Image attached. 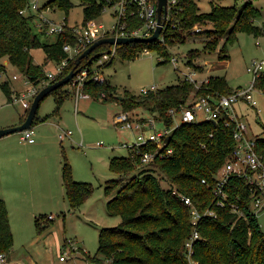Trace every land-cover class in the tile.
I'll use <instances>...</instances> for the list:
<instances>
[{
	"label": "trees",
	"instance_id": "trees-1",
	"mask_svg": "<svg viewBox=\"0 0 264 264\" xmlns=\"http://www.w3.org/2000/svg\"><path fill=\"white\" fill-rule=\"evenodd\" d=\"M117 1L80 0L83 24L100 17ZM211 4V12L203 14L197 0H182L183 10L178 17H174L175 21L179 20L178 27L174 30L171 23H168L164 43L154 41L121 45L117 48L116 57L133 60L148 50L156 51L164 63L170 62V47L186 44L188 38L195 35L191 33L195 26L212 25L210 30L204 32L207 36L204 49L214 52L220 46L219 59L228 60L227 46L237 41L238 32L245 31L255 37L264 35L263 29L252 23L259 12L251 3H247L241 11L236 7H222L214 2ZM28 6L29 0H0V75L7 72V61L39 91L45 87L44 83L48 79L44 67L34 63L32 50L43 49L46 61H55L59 65L68 58L64 46L74 45L77 40L71 27H66V31L58 35L55 43H43L39 34L44 33L35 32L32 26L36 15L30 10L27 14H21ZM52 7L69 11L73 4L70 0H52L43 9ZM142 25L141 19H132L128 30ZM110 49L109 44L99 46L77 68L76 62L81 55L70 59L52 83L62 80L73 70L89 67L92 71L101 55ZM98 54L100 57H95ZM198 57V51H191L187 55V64L200 72L199 67L193 64ZM115 59L104 64L101 69L110 66ZM255 87L264 94V73L257 79ZM1 88L8 103L13 102L14 92L10 84L4 82ZM233 91L235 89L229 87L223 77H210L200 88L180 80L176 86L157 89L139 98L126 92L123 100L117 98L118 89L106 79L103 82L88 79L83 89L84 93L95 100L122 105L124 112L148 109L157 123L167 129L174 124L170 111H180L191 98L229 95ZM51 95L56 99L55 112L42 119L36 116L33 127L58 116L63 101L71 93L62 87ZM256 139L257 152L264 161V128L262 135ZM234 143L232 127H226L224 123L210 121L182 124L167 139L164 152L170 148L173 152L165 158L156 157L153 162L144 164L142 155L156 150L151 144L141 147L134 157L113 158L110 170L120 178L106 184V194L117 190L115 197L107 203V212L111 216L120 217L121 223L114 228L102 229L97 253L90 256L83 252L81 260L86 264H191L185 244L192 234V216L182 195L192 201L201 215L207 211L215 214L199 220L197 229L200 238L194 242L192 255L195 264H264V231L250 209L249 188L242 179L237 178H232L227 187L230 202L242 208L243 217L233 213L230 207L217 206L213 192L215 176L226 165ZM62 180L71 209L76 210L90 196V184L74 180L66 158L63 159ZM162 180L168 182L171 188L164 189ZM36 224L38 231H41L38 218ZM13 245L7 205L0 199V254H9Z\"/></svg>",
	"mask_w": 264,
	"mask_h": 264
},
{
	"label": "rangeland",
	"instance_id": "rangeland-1",
	"mask_svg": "<svg viewBox=\"0 0 264 264\" xmlns=\"http://www.w3.org/2000/svg\"><path fill=\"white\" fill-rule=\"evenodd\" d=\"M52 0H29V5L37 2L41 9L42 16L55 23L61 24L67 22L70 26H80L84 21L83 7L80 0H70L73 7L69 11L52 7L43 9ZM211 2L222 7H236L241 11L248 3L256 9L259 14L253 18L254 26L264 31V0H197L201 13L207 14L212 10ZM36 17L33 19L32 26L35 32H39L37 24L39 16L33 12ZM97 26L103 25L104 30H99L97 36L106 34L115 22V17L110 8L94 20ZM212 25L204 26L203 32L195 34L188 38L184 45H177L169 48L172 57L179 60V70H176L170 62H163L156 51H150L149 54H141L133 60L116 57L114 62L102 70L104 78L118 89V97L123 98L128 92L131 96L139 98L142 96L141 90L151 89L153 86L157 89H166L176 86L180 80L185 79V74L190 73L193 67L187 64V55L191 51H198L200 57L194 61V65L201 70L197 76L198 81H206L209 77H223L232 89H247L252 81V76L247 68L253 60H264V35L255 37L245 31L237 33V41L227 46L228 60L219 59V48L210 52L205 50L207 41L206 30H210ZM43 43H55L58 34H39ZM224 41V40H223ZM222 41V42H223ZM221 42V44H222ZM220 44V45H221ZM34 63L42 65L44 72L57 73L58 64L55 61H46V55L43 49H35L31 52ZM95 63L94 68L96 69ZM17 76L19 80H14ZM25 75L16 67L7 64V72L0 75V122L10 121L25 114L26 109L23 102L17 96H26V101L31 102L28 92L33 86H25ZM8 82L13 93V102L8 103V98L1 88V84ZM65 90L71 93V96L63 101L59 115L52 117L45 124L35 125L33 127L37 137L43 138L40 148L30 149L21 147V132L10 134L0 139L9 138L12 144H15L14 150L21 154H27L31 158L42 156L45 165H49L51 151L54 149L56 155L59 152V159L63 164L66 158L71 167L73 178L79 183L90 184L92 189L90 196L76 210L71 209L69 200L66 196V190L55 191L46 183L41 181L43 186L36 193V188H31L28 197L30 211L28 216L22 217L14 224L13 233V263L15 264H86L83 260V252L94 256L99 247V234L102 229L114 228L121 223L120 217L111 216L107 212V203L115 197L117 190L106 194L105 187L110 181L118 180L119 175L110 170V163L113 158H123L130 156V150L125 145H132L136 140L138 130L123 129L115 125V117L124 112L122 105L116 102L105 103L93 98H79L74 95L71 83L64 86ZM18 93V94H16ZM73 94V95H72ZM258 100L256 108L246 105L243 101L236 104V111L241 117L242 122L249 126V136L258 138L262 135L264 128V94L255 93ZM57 107L54 95L45 98L38 110V118L42 119L55 112ZM133 120L144 118L147 121L154 118L153 113L148 109H137L130 113ZM49 123L59 124L66 131H72L71 139L67 138L62 144L57 136L53 138V128ZM159 127H162L158 124ZM58 144H57V142ZM81 143V145H80ZM21 145V146H19ZM58 156V155H57ZM65 162V161H64ZM42 166L45 171L43 177L53 175L52 164ZM24 175L28 172L26 167L20 169ZM62 171V167H61ZM47 172V173H46ZM62 173V172H61ZM33 172H31V175ZM29 179V176L26 178ZM43 179V178H42ZM164 189L171 188L166 181L161 182ZM64 187V186H63ZM49 216L54 217L48 220ZM40 223L41 231H38L36 219ZM14 219V216H13ZM260 228L264 231V210H261L258 216ZM75 243L76 249L73 251L67 242ZM66 253L67 262H61L60 257ZM195 264V263H193Z\"/></svg>",
	"mask_w": 264,
	"mask_h": 264
},
{
	"label": "built area",
	"instance_id": "built-area-1",
	"mask_svg": "<svg viewBox=\"0 0 264 264\" xmlns=\"http://www.w3.org/2000/svg\"><path fill=\"white\" fill-rule=\"evenodd\" d=\"M181 3L182 0H167L166 16L163 14L160 21L158 15V0H118L117 3L110 7L115 17V22L106 34L100 36H97L98 31L104 30L105 27L103 25L97 26L94 20H90L86 24L82 23L80 26H70L67 22L58 24L42 16L41 9L38 7L37 2L23 9L21 14H27L29 10L36 13L40 18L36 25L40 33L61 35L66 31V27H71L76 37L77 41L74 45L66 44L64 46L63 49L68 54V58L57 66V73L47 74L48 80L44 83L46 87L55 81L56 76L68 65L70 59L82 55L100 39L150 38L155 34L157 29L162 26V32L156 41L164 43V33L168 28V23H171L174 30L178 27L179 20L175 21L174 17H178L182 12L183 7ZM136 18L141 19L143 25L128 30L130 20ZM202 32L203 27L201 26H195L191 31L192 34H199ZM118 47V45H111V49L107 53L101 55L100 59L96 62V69L93 67V70L90 71L89 67H84L77 72L70 82L77 99L91 98L89 94L83 92L85 83L88 79L97 82H103L105 80L101 67L116 58ZM149 53L150 51L148 50L143 52V54ZM170 63L173 64L176 70H179V60L176 57H171ZM247 71L252 76V81L247 89L237 88L229 95L216 94L212 97L191 98L180 111L172 109L170 113L174 118V124L170 129L159 127L155 118L148 121L144 118L133 120L129 112H123L117 115L114 121L115 125L120 128H136L138 130L134 144L124 145V147L131 151L130 156L134 157L135 153L139 152L140 148L146 145L151 144L156 147L154 152H145L142 155L141 160L144 164L153 162L156 157L165 158L172 154L173 150L171 148L164 152L167 139L173 131L182 124H198L213 121L215 123H224L226 127H232L235 143L226 165L215 176L216 184L213 190L215 200L217 206L223 208L230 207L233 213L243 217L244 212L242 208L238 204L230 202L227 192V187L230 186L232 178L242 179L249 188L250 209L258 219L260 211L264 210V161L257 152V139L249 136V126L242 122L235 106L237 103L243 101L250 107H257L258 100L255 93L260 91L256 89L255 83L264 73V60H253L248 66ZM184 76V80L194 84L196 88H200L204 83L208 82V80L205 82L198 81L197 72L195 70H192ZM14 79H18V77L14 76ZM24 84L25 86H32L28 78H26ZM156 90L157 87L153 86L151 89L141 90V94L148 95L150 92ZM40 91L41 90L38 91L34 86L29 90L28 97L32 98L31 102L25 100V95L24 97H19L26 110H30L35 97ZM21 133L23 142L34 143L33 128ZM71 136V131L62 130L59 134V139L61 142H64L65 139L71 138ZM203 183H205V181H203ZM174 194H177V192L174 191ZM181 197L185 205L191 209L192 234L186 242L185 247L188 259L191 264H193V245L194 242L200 238L197 229L199 220L204 216H213L215 214L212 211H207L204 215H201L189 198L182 195ZM53 218L54 217L49 216L48 220H52ZM67 246L73 251L79 250L78 248L76 249V245L72 241H68ZM66 255L67 254L64 253V255L60 257L61 262H67L68 257ZM0 264H8L6 254H0Z\"/></svg>",
	"mask_w": 264,
	"mask_h": 264
},
{
	"label": "crops",
	"instance_id": "crops-1",
	"mask_svg": "<svg viewBox=\"0 0 264 264\" xmlns=\"http://www.w3.org/2000/svg\"><path fill=\"white\" fill-rule=\"evenodd\" d=\"M5 64L7 65L8 62L6 61ZM201 73V72H199ZM197 72V76L199 74ZM14 79V76H13ZM209 77L207 78V80ZM14 80H19L14 79ZM25 85V84H24ZM27 87V86H26ZM18 94V93H16ZM21 94H19L18 97H20ZM73 95V94H72ZM50 96V95H49ZM42 103V102H41ZM41 105V104H40ZM28 110H26L25 114L22 116L12 119L10 121L0 122V129H5V128H10L14 127L17 125H20L22 123L23 117H25L26 113ZM44 123H39V127L41 124ZM48 123V122H47ZM50 126L53 128V138L55 139L57 136L58 132V137L59 134L62 130L59 124L55 123H49ZM66 131V130H64ZM72 132V131H71ZM73 135V132H72ZM34 143H27L22 141V136L20 137L21 143H24V145H19L24 148H30V149H36L40 148L43 143V138L39 136L37 137L36 141V133L34 132ZM71 139V138H69ZM57 142V141H56ZM63 142H60L62 144ZM58 144V142H57ZM81 144V143H80ZM59 145V144H58ZM125 144H123L124 147ZM15 144H12V141H10L9 138L3 139L0 141V199L4 200L8 213H9V219H10V225H11V230L14 228V224L18 220H22L24 216H28L30 211V206L28 203V197H29V192L31 188H36V185L38 183V188L36 190V193H38L43 186H41L40 182L44 181H49L50 188L54 189L55 191H63V180H62V171L61 167H63L61 159H59V152L58 156L56 155V151L53 149L50 153L51 155L48 157L51 161L50 163L52 164L53 168V175L45 176L43 177V174L45 171L49 170L43 169L42 166H51L50 163L49 165H45V160L42 158L46 155L42 156H34V157H28L27 154H21L18 153L14 150ZM131 154V151H130ZM22 167H26L28 169V172H26V175H24L22 172H20ZM31 172L33 174L31 175ZM47 173V172H46ZM29 176V179L27 180L26 183V178ZM43 178V179H42ZM46 179V181H45ZM14 216V219H13ZM13 248L11 249L10 253L7 254V261L8 264H15L13 263V254L12 253ZM31 262L35 264V262L30 258Z\"/></svg>",
	"mask_w": 264,
	"mask_h": 264
},
{
	"label": "water",
	"instance_id": "water-1",
	"mask_svg": "<svg viewBox=\"0 0 264 264\" xmlns=\"http://www.w3.org/2000/svg\"><path fill=\"white\" fill-rule=\"evenodd\" d=\"M166 5H167V0H158V15H159L160 21L162 19L163 14L164 16H166ZM161 32H162V26L159 27L157 31L155 32V34L150 38H119V39L104 38V39H100L97 42H95L89 49H87L77 59L75 68H77L81 64L82 60L89 58V56L101 45L109 44V45L121 46V45H129V44L136 43V42H154L158 39ZM95 57H100V54L96 55ZM92 60L93 59H91V61ZM77 72L78 70H73L62 80L52 83L44 87L43 89H41V91L35 97L25 121L22 124L14 126V127L0 129V139L10 134L16 133V132H24L26 130L31 129L33 127L34 120L38 114V110H39L41 102L45 98H47L49 95H51V93L54 92L55 90L68 85L73 80ZM117 98L119 100H123V98L121 97H117Z\"/></svg>",
	"mask_w": 264,
	"mask_h": 264
}]
</instances>
